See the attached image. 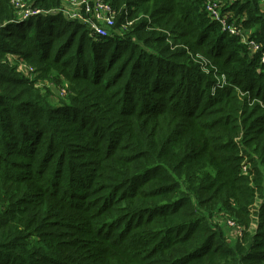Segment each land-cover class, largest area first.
Wrapping results in <instances>:
<instances>
[{
  "label": "trees",
  "instance_id": "1",
  "mask_svg": "<svg viewBox=\"0 0 264 264\" xmlns=\"http://www.w3.org/2000/svg\"><path fill=\"white\" fill-rule=\"evenodd\" d=\"M107 1L0 0V264H264V0Z\"/></svg>",
  "mask_w": 264,
  "mask_h": 264
},
{
  "label": "built area",
  "instance_id": "2",
  "mask_svg": "<svg viewBox=\"0 0 264 264\" xmlns=\"http://www.w3.org/2000/svg\"><path fill=\"white\" fill-rule=\"evenodd\" d=\"M216 1V0H215ZM217 2V1H216ZM19 21H24L33 16L44 13V10L28 6L27 0H12ZM209 14L219 21L222 28L232 35H242V42L248 46L251 52L259 51L261 44L248 35L243 36L241 28L235 23L227 20V14H223L216 3L211 0L207 2ZM68 18L80 21L90 28V32L95 37L108 36L115 24L117 10L112 7L107 0H62V6L59 8ZM50 12V11H46ZM241 25V24H240ZM264 64V54L262 56ZM223 81L225 78L223 77ZM246 170V168H244ZM229 225L241 230V226L234 221H228Z\"/></svg>",
  "mask_w": 264,
  "mask_h": 264
},
{
  "label": "rangeland",
  "instance_id": "3",
  "mask_svg": "<svg viewBox=\"0 0 264 264\" xmlns=\"http://www.w3.org/2000/svg\"><path fill=\"white\" fill-rule=\"evenodd\" d=\"M216 1H218V0H216ZM219 1H221V0H219ZM14 65H17L18 70H19V71H22L23 74H25V75H28V74H30L31 72L34 71V66L32 67L30 64H27V63H25V62L22 61V60H17L16 64H14ZM227 222H228V221H227ZM241 226H242V225H241ZM230 235H232V237L235 238V236H236L237 234H235V233L233 232V230L231 229Z\"/></svg>",
  "mask_w": 264,
  "mask_h": 264
}]
</instances>
